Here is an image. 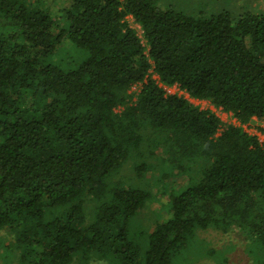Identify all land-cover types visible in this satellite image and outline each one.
I'll list each match as a JSON object with an SVG mask.
<instances>
[{
  "label": "trees",
  "instance_id": "1",
  "mask_svg": "<svg viewBox=\"0 0 264 264\" xmlns=\"http://www.w3.org/2000/svg\"><path fill=\"white\" fill-rule=\"evenodd\" d=\"M46 1L0 0V230L21 264H186L210 227L264 249V144L244 127L264 121V10L205 18L159 0ZM159 154L162 166L150 161ZM130 160L140 177L181 178L162 193L169 215L137 237L155 193L117 177Z\"/></svg>",
  "mask_w": 264,
  "mask_h": 264
},
{
  "label": "rangeland",
  "instance_id": "2",
  "mask_svg": "<svg viewBox=\"0 0 264 264\" xmlns=\"http://www.w3.org/2000/svg\"><path fill=\"white\" fill-rule=\"evenodd\" d=\"M46 6L52 5L51 1L45 2ZM158 5L166 8V6H172L175 9H180L184 12L191 14L204 16L210 18L216 16L224 11L237 14H241L243 11L264 10V0H159ZM51 10L56 11L54 6H51ZM128 21L133 26L139 36L142 38L143 43L147 45V40L143 37L144 32L141 26L134 21L133 17L129 15ZM67 47V46H66ZM68 53L73 56L74 60H82L87 56V51L77 47L68 45ZM153 77H157L155 73H152ZM142 84H136L131 92L135 95L140 91ZM168 93H177L185 96L192 104L199 106L203 109H211L215 111L224 122L230 124H239L237 118L219 108H216L208 100L196 99L191 97L187 92L178 88L175 85H165ZM245 129L257 135L264 144V132L261 128H264V121L253 119L248 124L244 125ZM147 150V145L143 147ZM159 152V150L157 151ZM156 157V158H154ZM150 157V161L162 166V154L158 156ZM135 160L127 162L118 173V178H122L127 181H135L141 185L150 187L155 193L153 198L148 202L147 206L136 217L132 225V234L134 237L141 236V231L150 229L154 226L155 222L160 219L166 218L169 213L165 209L167 194L179 189V182L177 172L173 171L172 176L164 181L158 180V170L156 173L150 171L143 177H140L135 170ZM173 177L177 179L173 180ZM173 186V187H172ZM178 186V187H177ZM164 189L169 191L166 195H162ZM94 201L89 200L87 202V209H92ZM159 208H162L159 209ZM14 236L12 231L6 227L0 230V264H21L17 255L14 253ZM188 256L189 260L186 264H264V249L261 246L255 244L254 238L249 233L232 228L229 230L210 227L207 229H199L196 232V237L193 244L189 247ZM72 264H84L80 260H75ZM86 264H112L107 261L92 260Z\"/></svg>",
  "mask_w": 264,
  "mask_h": 264
}]
</instances>
